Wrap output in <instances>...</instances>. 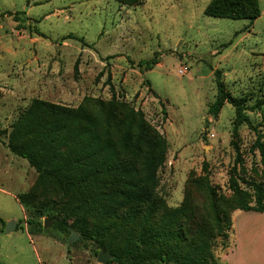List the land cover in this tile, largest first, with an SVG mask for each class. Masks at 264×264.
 <instances>
[{
	"label": "rangeland",
	"instance_id": "1",
	"mask_svg": "<svg viewBox=\"0 0 264 264\" xmlns=\"http://www.w3.org/2000/svg\"><path fill=\"white\" fill-rule=\"evenodd\" d=\"M211 1L0 0V264H101L98 254L108 252L99 244L116 249L128 240L111 228L130 222L128 209L107 220L84 214L81 204L95 201L96 187L72 194L42 189L34 169L8 150L11 125L35 100L85 108L114 140L123 139L129 124L135 131L133 114L141 116L166 142L146 208L152 204L155 214L191 208L197 214L192 229L211 218L205 181L221 209L229 208L232 173L240 182L264 183L255 146L257 133L264 134V105L245 111L255 131L247 124L235 128L234 109L220 101L213 74L219 71L226 93L244 99L249 110L264 102V0L253 24L205 16ZM24 195L54 202L56 216L29 214L18 201ZM61 219L69 227L65 234L53 229ZM28 220L41 230L33 232ZM10 222L16 228L5 234ZM78 224L86 235L100 229L98 243L74 231ZM226 234L212 247L219 264L232 248L231 231ZM111 260L107 264H117Z\"/></svg>",
	"mask_w": 264,
	"mask_h": 264
},
{
	"label": "trees",
	"instance_id": "2",
	"mask_svg": "<svg viewBox=\"0 0 264 264\" xmlns=\"http://www.w3.org/2000/svg\"><path fill=\"white\" fill-rule=\"evenodd\" d=\"M114 1L132 6L138 0ZM204 15L253 24L260 18L261 11L258 0H212L204 10ZM156 64L154 60L150 61L145 69L150 70ZM213 74L220 101L234 109L235 128L247 124L255 131L245 111L259 110L264 102L257 101L249 110L244 99L232 98L226 93L220 72L215 71ZM133 115V120L139 121L135 131L133 124H129L130 130L123 139L114 140L85 108L71 109L35 100L11 125L7 148L34 169L37 174L36 185L42 189L72 194L76 190L96 187L95 195L91 196L95 201L87 206L86 202L81 204L80 210L84 214H95L107 220L106 217L117 218L121 210L128 209L130 222L120 221L111 227L118 235L124 232L128 240L116 249H108L104 243L99 244L113 256L112 262L219 264L213 260L212 247L217 238L226 239L229 231L232 234L229 213L236 210L263 212L264 183L240 182L232 173L227 182L231 193V199L227 201L229 208L221 209L216 194L205 181L211 218L198 229H192L189 224L197 218L191 208L182 206L155 214L152 204L146 207L153 200L156 175L165 161L166 142L145 126L141 116L138 118L137 114ZM261 140H264V134L257 133L255 146L264 177V142ZM231 145L238 153L236 143L231 142ZM18 201L29 214L38 217L45 215L51 219L57 214L54 202L36 203L29 195L18 197ZM131 223H134V228H127ZM28 224L36 225L33 232L41 230L37 222L28 220ZM101 226L103 233L108 231L107 226ZM68 228L65 219L56 221L53 227L62 234L67 233ZM72 229L81 234L85 241L96 242V238L103 235L98 228L93 234L86 235L82 224L73 225Z\"/></svg>",
	"mask_w": 264,
	"mask_h": 264
},
{
	"label": "crops",
	"instance_id": "3",
	"mask_svg": "<svg viewBox=\"0 0 264 264\" xmlns=\"http://www.w3.org/2000/svg\"><path fill=\"white\" fill-rule=\"evenodd\" d=\"M232 248L223 264H264V211H236L232 218Z\"/></svg>",
	"mask_w": 264,
	"mask_h": 264
},
{
	"label": "water",
	"instance_id": "4",
	"mask_svg": "<svg viewBox=\"0 0 264 264\" xmlns=\"http://www.w3.org/2000/svg\"><path fill=\"white\" fill-rule=\"evenodd\" d=\"M50 227L49 222H44L43 228L47 229ZM16 228V223L15 222H10L7 227L5 228V234H8L12 230ZM70 241H73V236H71ZM111 258V255L108 253H99L97 256V261L100 262L101 264H107L108 260Z\"/></svg>",
	"mask_w": 264,
	"mask_h": 264
},
{
	"label": "built area",
	"instance_id": "5",
	"mask_svg": "<svg viewBox=\"0 0 264 264\" xmlns=\"http://www.w3.org/2000/svg\"><path fill=\"white\" fill-rule=\"evenodd\" d=\"M182 73V72H181Z\"/></svg>",
	"mask_w": 264,
	"mask_h": 264
}]
</instances>
